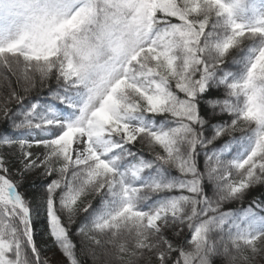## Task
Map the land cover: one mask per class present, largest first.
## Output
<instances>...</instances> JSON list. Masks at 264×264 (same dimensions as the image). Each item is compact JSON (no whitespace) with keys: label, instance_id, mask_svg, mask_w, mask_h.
<instances>
[{"label":"snow or ice","instance_id":"snow-or-ice-1","mask_svg":"<svg viewBox=\"0 0 264 264\" xmlns=\"http://www.w3.org/2000/svg\"><path fill=\"white\" fill-rule=\"evenodd\" d=\"M0 68V264H49L41 217L69 264L74 226L94 264L264 253V193L221 209L264 185V0H0Z\"/></svg>","mask_w":264,"mask_h":264},{"label":"trees","instance_id":"trees-1","mask_svg":"<svg viewBox=\"0 0 264 264\" xmlns=\"http://www.w3.org/2000/svg\"><path fill=\"white\" fill-rule=\"evenodd\" d=\"M5 75H7V72L3 68H0V97H3L8 92V85L4 80ZM49 85L55 87L54 77L51 80H49L43 88H41L38 84L35 89H33L30 93H28V95L31 96L41 95L46 97L48 96L47 87ZM11 87L13 89H16L21 95H24L20 87L17 85L15 78H12ZM8 106L11 109H13V111H15L17 108V103L15 101H12V103H10ZM6 127L7 124L3 121L2 112H0V130H3ZM140 147L141 145L138 143L136 145V148H140ZM0 151H3V149H0ZM144 151L145 153L148 152L146 146H144ZM18 178L19 177H13V179H18ZM33 184H35L37 188L40 187V178L36 174L30 175L27 179V182L24 185V188L21 189V191H24L25 188L27 189L29 198L32 197L35 191L33 188ZM262 193H264V185L254 186L249 192L246 193V195L243 197L242 200H232V201L224 202L221 205V209L223 211H228V210L247 208L253 197L261 196ZM36 194L38 195L39 193L37 192ZM48 232L49 229L46 219L44 217L36 219L34 223V239L38 247H40L42 250V256L47 258L49 264H69L67 258L64 256L59 246L53 242V238L48 234ZM184 232L185 233L188 232L187 227L184 228ZM69 239L75 245L74 252L76 254L77 259L80 261V264H94V260L92 256L82 250L81 237L76 235L75 226L69 232ZM113 253H114L113 257L107 258L110 259V264H120V262L115 259V250H113ZM253 264H264V253L257 255L255 260L253 261Z\"/></svg>","mask_w":264,"mask_h":264},{"label":"rangeland","instance_id":"rangeland-1","mask_svg":"<svg viewBox=\"0 0 264 264\" xmlns=\"http://www.w3.org/2000/svg\"><path fill=\"white\" fill-rule=\"evenodd\" d=\"M33 151H35V149H33Z\"/></svg>","mask_w":264,"mask_h":264}]
</instances>
